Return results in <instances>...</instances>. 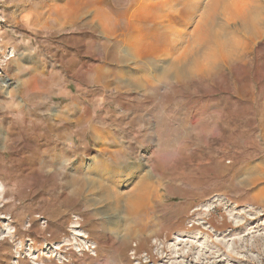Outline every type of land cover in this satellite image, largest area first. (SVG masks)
I'll list each match as a JSON object with an SVG mask.
<instances>
[{"label":"rangeland","instance_id":"obj_1","mask_svg":"<svg viewBox=\"0 0 264 264\" xmlns=\"http://www.w3.org/2000/svg\"><path fill=\"white\" fill-rule=\"evenodd\" d=\"M139 1L0 0V264H264V0Z\"/></svg>","mask_w":264,"mask_h":264},{"label":"bare ground","instance_id":"obj_2","mask_svg":"<svg viewBox=\"0 0 264 264\" xmlns=\"http://www.w3.org/2000/svg\"><path fill=\"white\" fill-rule=\"evenodd\" d=\"M138 3L140 4V7L143 6L144 8L148 7L151 9L158 7L159 8L158 12L161 13V16L160 14H156V15H158V17L160 16L163 19V21L167 23L165 24L167 25L166 26L167 30L178 35L177 36L178 38L184 37L185 42L184 39L181 40V42L184 43V46L182 47V50L179 55V57L182 58L185 57V55H187L190 52L192 45L198 46L199 44L203 43V41L207 37L208 34L206 31L207 29L206 21L208 18L211 19L212 17L221 14L225 16L229 22L240 20L242 23H244L248 15L247 12L250 4L249 0H206L204 6H203V0H163V1H159L158 3L152 2L150 0H140ZM177 7L179 8L177 9ZM202 7L204 11L201 10L203 12H200V15L196 18V20H194L193 19L194 14L198 12V10H200V8ZM167 8L170 9V11H168ZM179 9H183L184 14L180 15ZM58 12L60 14L58 24L61 26L66 25L70 22L71 23L75 22V20L77 19V14L72 13V9L68 5L59 9ZM137 12L138 10L136 11V13ZM152 12L157 13V11L155 12L154 10H152ZM137 16L139 17V15ZM177 24L181 25V29H178L176 27ZM189 26H193L192 32L188 31ZM130 37L128 36V38ZM133 41H135V39ZM186 68L189 69V65H187L185 69ZM146 181L142 179L138 187L135 189V192H132L131 196H129V198L127 199L133 210H138L139 208H142L145 205L148 189L150 187V185L147 183L148 181L147 182Z\"/></svg>","mask_w":264,"mask_h":264}]
</instances>
